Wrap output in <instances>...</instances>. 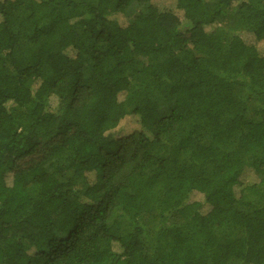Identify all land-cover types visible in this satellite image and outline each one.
<instances>
[{
	"label": "trees",
	"instance_id": "1",
	"mask_svg": "<svg viewBox=\"0 0 264 264\" xmlns=\"http://www.w3.org/2000/svg\"><path fill=\"white\" fill-rule=\"evenodd\" d=\"M242 34L264 0H0V264H264Z\"/></svg>",
	"mask_w": 264,
	"mask_h": 264
},
{
	"label": "rangeland",
	"instance_id": "2",
	"mask_svg": "<svg viewBox=\"0 0 264 264\" xmlns=\"http://www.w3.org/2000/svg\"><path fill=\"white\" fill-rule=\"evenodd\" d=\"M142 8H144L143 5L140 4H134L133 7H130V13L129 15H127L128 19H134L136 15L139 14V12L141 10H143ZM231 16H236V15H231ZM220 26L226 27V28H230L229 26H231L230 22L228 23L227 18L224 19V21H220L219 22ZM242 38L249 44H254L259 50L260 52H264V43L256 41L255 37L251 34H242ZM134 88L132 89V91L130 92L129 98L127 100V107L130 108L132 105H134ZM245 181H249V179H245ZM149 219V218H148Z\"/></svg>",
	"mask_w": 264,
	"mask_h": 264
}]
</instances>
